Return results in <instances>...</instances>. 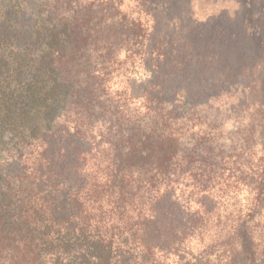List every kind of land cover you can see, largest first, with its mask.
Returning a JSON list of instances; mask_svg holds the SVG:
<instances>
[{
  "label": "trees",
  "instance_id": "trees-1",
  "mask_svg": "<svg viewBox=\"0 0 264 264\" xmlns=\"http://www.w3.org/2000/svg\"><path fill=\"white\" fill-rule=\"evenodd\" d=\"M243 1L200 22L186 0H0V161H32L0 168V264H162L180 199L242 195L236 256L264 264V11Z\"/></svg>",
  "mask_w": 264,
  "mask_h": 264
},
{
  "label": "rangeland",
  "instance_id": "rangeland-1",
  "mask_svg": "<svg viewBox=\"0 0 264 264\" xmlns=\"http://www.w3.org/2000/svg\"><path fill=\"white\" fill-rule=\"evenodd\" d=\"M186 2L190 7L192 19L200 22L218 19L220 16L228 21L240 20L245 6L243 0ZM256 7L257 11H264V0H257ZM53 140L59 141L61 146L66 137H55ZM31 165L32 161L18 155L0 161V168L7 172L18 168L27 172ZM179 202L178 207H188L189 210L174 212V216L167 220H158L156 225L159 230L157 234H160L159 258L162 264H243L236 256L238 236L234 232V226L237 225L240 209L245 206V196L232 200L180 199Z\"/></svg>",
  "mask_w": 264,
  "mask_h": 264
}]
</instances>
